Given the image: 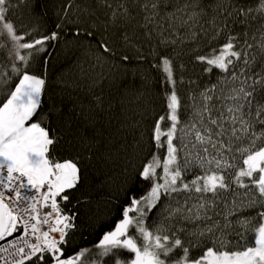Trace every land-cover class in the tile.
I'll use <instances>...</instances> for the list:
<instances>
[{
    "label": "snow or ice",
    "instance_id": "snow-or-ice-1",
    "mask_svg": "<svg viewBox=\"0 0 264 264\" xmlns=\"http://www.w3.org/2000/svg\"><path fill=\"white\" fill-rule=\"evenodd\" d=\"M25 3L0 0V264H264V0H64L44 31ZM55 48L83 57L68 113Z\"/></svg>",
    "mask_w": 264,
    "mask_h": 264
},
{
    "label": "trees",
    "instance_id": "trees-1",
    "mask_svg": "<svg viewBox=\"0 0 264 264\" xmlns=\"http://www.w3.org/2000/svg\"><path fill=\"white\" fill-rule=\"evenodd\" d=\"M40 9L38 12L32 11V5L36 3V0H26V3L17 12V22L22 29H31L39 27L40 31L51 30L56 22H58V16L60 9L64 4V0H39ZM2 59V57H0ZM83 62V57L77 52H68L62 48L53 49V55L50 59V63L47 65V75L49 78V92L45 97V109L53 103L59 104L61 100L64 101V111L70 112L72 108L71 100L77 102L84 101V92L78 87L82 83L80 76V69L78 63ZM87 67V65H85ZM115 84L109 88L105 86V93L109 91L113 95L117 93L116 85L124 81L129 87H132V76L127 78L123 75V70L116 73ZM60 81H63L61 84ZM136 86H139V80L136 81ZM129 111V110H126ZM139 111V109H137ZM55 120V118H54ZM109 131L112 133V138L117 141L124 140L125 136L131 139L130 134L125 131H116V121L110 126ZM122 149L117 147L113 149L114 161L108 163L93 164L88 172V185H92L96 180L109 174L116 175L120 168L118 166L124 163L123 157L119 155ZM87 193L90 191L88 187L82 189ZM81 193H77L76 196H80ZM75 199L73 204H75ZM96 210V201L93 200L91 210L88 208L81 209V217L78 223H80V232L83 233L77 235V242L81 246H90L98 238V228L91 222L90 217L93 216Z\"/></svg>",
    "mask_w": 264,
    "mask_h": 264
}]
</instances>
